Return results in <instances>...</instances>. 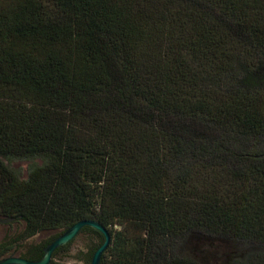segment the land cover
Returning a JSON list of instances; mask_svg holds the SVG:
<instances>
[{
	"label": "trees",
	"instance_id": "obj_1",
	"mask_svg": "<svg viewBox=\"0 0 264 264\" xmlns=\"http://www.w3.org/2000/svg\"><path fill=\"white\" fill-rule=\"evenodd\" d=\"M0 219L97 221L101 264H264V0H0Z\"/></svg>",
	"mask_w": 264,
	"mask_h": 264
},
{
	"label": "rangeland",
	"instance_id": "obj_2",
	"mask_svg": "<svg viewBox=\"0 0 264 264\" xmlns=\"http://www.w3.org/2000/svg\"><path fill=\"white\" fill-rule=\"evenodd\" d=\"M10 168L19 170L23 175L30 163L26 161H14L7 163ZM22 233V228L20 224L11 225L0 224V243L8 241V237L17 236L20 237ZM61 231L56 233H41L32 238L28 239H18L19 242L15 245V250L23 252L28 246L41 244L51 237L60 234ZM96 242L95 235L93 234H78L68 249L58 254V259L64 264H85L87 255L90 253V249L94 246ZM203 252L196 254L195 258L202 262L203 264H225L224 256H215L213 254H206Z\"/></svg>",
	"mask_w": 264,
	"mask_h": 264
},
{
	"label": "water",
	"instance_id": "obj_3",
	"mask_svg": "<svg viewBox=\"0 0 264 264\" xmlns=\"http://www.w3.org/2000/svg\"><path fill=\"white\" fill-rule=\"evenodd\" d=\"M84 227H90L104 237V242L96 249L90 262V264H101V257L109 247L111 237L103 226L93 220L79 221L67 230L61 232L49 245L45 247L43 251L44 255L40 260L30 261L25 258L9 256L0 259V264H49L55 250L73 241Z\"/></svg>",
	"mask_w": 264,
	"mask_h": 264
},
{
	"label": "flooded vegetation",
	"instance_id": "obj_4",
	"mask_svg": "<svg viewBox=\"0 0 264 264\" xmlns=\"http://www.w3.org/2000/svg\"><path fill=\"white\" fill-rule=\"evenodd\" d=\"M0 224H8L9 226H11V225H17V224H19L18 222H16V221H13V220H4V219H0ZM21 228H22V233H21V236L20 237H17V236H10V237H8V241H6V242H10V241H14V244L10 247V249L9 250H7L6 251V253H5V255L2 257V258H5V257H9V256H14V257H20V258H24V257H22V256H24V255H26L27 254V252L29 251V250H31L34 246H38V245H42V246H45V244H47V245H49L58 235H56V236H53V237H51L49 240H47V241H45V242H43V243H41V244H36V245H30V246H28L23 252H19L18 250H15V245L19 242V240L18 239H24L23 237H24V234H23V232H24V230H23V227L21 226ZM36 235H38V234H36ZM35 235V236H36ZM78 236V235H77ZM34 237V236H33ZM30 238H32V237H30ZM28 239V238H27ZM74 241V240H73ZM73 241H71L70 243H68L67 245H71V243L73 242ZM46 245V246H47ZM45 246V247H46ZM66 246V245H65ZM64 247V246H63ZM62 248V247H61ZM58 250V249H57ZM57 250H55V252L57 251ZM54 252V253H55ZM53 253V254H54ZM1 258V259H2ZM52 258H53V256H52ZM26 259V258H25ZM31 261V260H30Z\"/></svg>",
	"mask_w": 264,
	"mask_h": 264
}]
</instances>
